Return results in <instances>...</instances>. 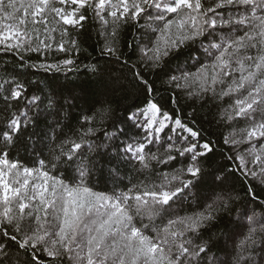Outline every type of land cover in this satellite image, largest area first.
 I'll return each mask as SVG.
<instances>
[{
  "label": "snow or ice",
  "instance_id": "obj_1",
  "mask_svg": "<svg viewBox=\"0 0 264 264\" xmlns=\"http://www.w3.org/2000/svg\"><path fill=\"white\" fill-rule=\"evenodd\" d=\"M88 24L99 55L127 69L146 102L127 114L129 134L110 100L74 114V92L4 64L0 264H264V199L254 187L264 188V0H0V53L20 68L59 71L87 51L79 37ZM53 53L66 58L49 63ZM156 79L173 110L159 103ZM177 93L216 109L204 120L220 140L197 127L195 107L181 111ZM25 137L43 144L35 167L10 159ZM217 150L229 166L203 192ZM97 173L109 190L89 186ZM229 175L241 179L243 201ZM236 205L219 239L206 236Z\"/></svg>",
  "mask_w": 264,
  "mask_h": 264
},
{
  "label": "trees",
  "instance_id": "obj_2",
  "mask_svg": "<svg viewBox=\"0 0 264 264\" xmlns=\"http://www.w3.org/2000/svg\"><path fill=\"white\" fill-rule=\"evenodd\" d=\"M127 34L133 31L132 25L127 28ZM97 36L93 30L91 24L86 25L84 34L79 37L82 48H86L87 51H82L76 58V65L62 67L59 71L53 69L46 71L44 69L36 68H20L18 61H16L10 55L5 56L0 53V70L3 69L4 64H9L16 73L21 74V79L25 81L39 82L41 86H54L58 90L63 91L65 94L74 92L76 94L75 104L77 107L73 109V113L79 112L81 109L87 110L92 108L101 100H110L113 108L115 109L114 119L116 121L125 122V127L130 134L133 129L129 122L126 121L127 114L134 110L136 107L142 106L146 102V95L142 87L137 85L131 78L127 69L121 70V65L110 61L108 57H102L99 55L98 49L94 46L96 44ZM127 50V49H125ZM66 58L63 53H53L49 57V63H55L57 59ZM32 61L36 60V55L32 54L30 57H26ZM44 58L41 57V60ZM96 64L100 69L98 74H93L87 65ZM4 75L3 71H0V76ZM156 92L159 93V103H161L166 110H173L175 107L170 103L171 90L161 83L160 79H156L154 85ZM47 91L48 88L46 87ZM177 105L184 113H187L196 108L197 127H201L205 131V136L210 140H220L222 130L216 126V124L209 123L207 121L212 120L213 113L216 109L209 108L208 105L201 107L199 104H194L193 101L187 100L182 93H177ZM207 117V121L204 120ZM39 137L35 139L23 138L17 143L16 147L12 150L10 159H19L24 165L29 167H35L33 163L36 156H39L40 150L43 148L42 143H37ZM220 147H223L222 140ZM228 151V149H224ZM45 155L47 149H44ZM228 162L224 159L219 150L209 155L205 161V172L201 180V184L198 186L199 190L203 192L210 191L215 186V177L220 175L225 168H227ZM125 183L128 182L129 177L122 173L121 177ZM226 183L231 185L241 196L242 201L245 199V188L238 176L229 175L226 178ZM90 187H93L95 191H107L112 186V181L106 175L97 173L91 183ZM256 195L260 199H264V188L255 186ZM219 191V189H216ZM240 205L233 207L231 217L228 213H225L219 223L210 227V231L207 235L216 234L219 239V233L226 230L229 226V221L237 217L236 208ZM251 206V205H249ZM222 244L223 241H220ZM67 264V261L64 262Z\"/></svg>",
  "mask_w": 264,
  "mask_h": 264
}]
</instances>
